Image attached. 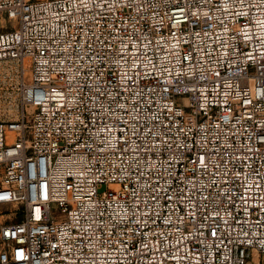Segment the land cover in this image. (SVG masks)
<instances>
[{
  "label": "built area",
  "instance_id": "obj_1",
  "mask_svg": "<svg viewBox=\"0 0 264 264\" xmlns=\"http://www.w3.org/2000/svg\"><path fill=\"white\" fill-rule=\"evenodd\" d=\"M7 61L0 264H264V0H0Z\"/></svg>",
  "mask_w": 264,
  "mask_h": 264
},
{
  "label": "rangeland",
  "instance_id": "obj_2",
  "mask_svg": "<svg viewBox=\"0 0 264 264\" xmlns=\"http://www.w3.org/2000/svg\"><path fill=\"white\" fill-rule=\"evenodd\" d=\"M27 74L24 81L27 82ZM22 77L13 61L0 62V121L14 120L18 116L20 99L17 90Z\"/></svg>",
  "mask_w": 264,
  "mask_h": 264
}]
</instances>
